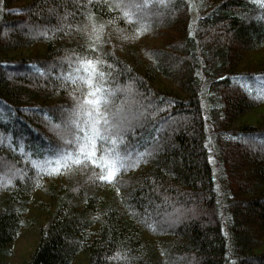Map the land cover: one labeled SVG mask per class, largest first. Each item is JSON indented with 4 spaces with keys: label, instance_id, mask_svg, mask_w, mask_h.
Wrapping results in <instances>:
<instances>
[{
    "label": "trees",
    "instance_id": "obj_1",
    "mask_svg": "<svg viewBox=\"0 0 264 264\" xmlns=\"http://www.w3.org/2000/svg\"><path fill=\"white\" fill-rule=\"evenodd\" d=\"M81 58L103 62L111 181L32 163L85 124ZM261 93L262 0H0V264L27 228L24 264H264Z\"/></svg>",
    "mask_w": 264,
    "mask_h": 264
},
{
    "label": "snow or ice",
    "instance_id": "obj_2",
    "mask_svg": "<svg viewBox=\"0 0 264 264\" xmlns=\"http://www.w3.org/2000/svg\"><path fill=\"white\" fill-rule=\"evenodd\" d=\"M135 7L139 8L140 5H135ZM125 15L128 14L125 13ZM128 18L131 20V15H128ZM78 63L84 68L85 72L89 73L88 76L79 77L88 87V92L82 102V106H84L82 114L85 116V124H77L80 132L75 133L76 138L67 142L62 148L56 149L54 156L43 161H32V163L37 168H41L42 165L46 166L43 168L45 171L51 170V172H59L66 168H71L73 164L78 165L90 162L103 170V174L99 177L100 179L111 181L120 168L125 166L123 164L125 157H121L119 152L114 150L115 145L119 141L113 136L109 141L113 146L105 148L100 158H96L98 152L97 139L99 138V140L103 141L107 138V129L100 127L101 122L108 127H113V125L109 124L108 113L101 108V103L107 99L101 91L104 87L102 81L105 73L100 71L97 65L103 62L81 58ZM96 75L100 78L98 81L93 79ZM69 79H72L74 83L76 82L73 77H69ZM246 90L251 92V89ZM261 95H264V93H261ZM73 123H76V121H73ZM81 133H84V135H81ZM68 143L76 145L74 152L67 146ZM52 161H55V163L53 164Z\"/></svg>",
    "mask_w": 264,
    "mask_h": 264
},
{
    "label": "rangeland",
    "instance_id": "obj_3",
    "mask_svg": "<svg viewBox=\"0 0 264 264\" xmlns=\"http://www.w3.org/2000/svg\"><path fill=\"white\" fill-rule=\"evenodd\" d=\"M142 5H140L139 8L135 7V5H134V9H133L132 14L137 13L140 15L141 18L153 19V17H155L154 15H156V14H153V15L148 14V12H147L148 9H141ZM144 41L146 42V39ZM148 42H150V41H148ZM114 107H117L119 109H122V108L125 109L126 106H125V104L120 103V104L114 105ZM132 116H134V115H132ZM128 119H130V117ZM126 120H127V118L125 119V121ZM129 121L127 120L126 122L129 123ZM123 123H124V121L122 123H120V125H122ZM35 241H36L35 235H33L31 233V230L28 228H27V230H24L23 233H21L14 240L13 245L10 247V249L8 251L9 256L6 257V259L3 263L4 264H24V260L28 257L30 250H31Z\"/></svg>",
    "mask_w": 264,
    "mask_h": 264
}]
</instances>
